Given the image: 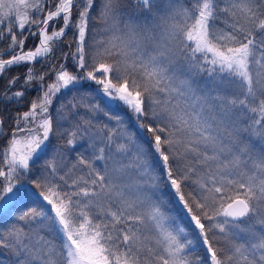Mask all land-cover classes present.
I'll use <instances>...</instances> for the list:
<instances>
[{"label":"snow or ice","instance_id":"obj_1","mask_svg":"<svg viewBox=\"0 0 264 264\" xmlns=\"http://www.w3.org/2000/svg\"><path fill=\"white\" fill-rule=\"evenodd\" d=\"M0 26V264H264V0H0Z\"/></svg>","mask_w":264,"mask_h":264},{"label":"trees","instance_id":"obj_2","mask_svg":"<svg viewBox=\"0 0 264 264\" xmlns=\"http://www.w3.org/2000/svg\"><path fill=\"white\" fill-rule=\"evenodd\" d=\"M31 15V12L30 14ZM7 23V22H6ZM2 27V26H0ZM34 44V40L32 39H29L27 44H26V47H31L32 45ZM67 49H65L66 51ZM15 71H18L20 72V74L23 76V69H17ZM4 87V81L3 80H0V89H2ZM85 88H95V85L94 84H85L84 85ZM34 91V90H33ZM33 91L28 93V95L25 97V104H24V108L26 109L27 106H28V101L31 99L32 95H33ZM63 94V95H62ZM58 98H57V101L60 100V99H65L69 94L68 93H62ZM57 101H54V104H53V108H55L56 106V102ZM8 108L10 110H5V105L0 103V115H2L4 117V120H5V126H10V123H11V115L13 113H15L16 111V108H15V105H9ZM245 140L247 141L251 151L253 153H257V152H261L262 149H264V143H262L258 138H255V137H247L245 136ZM56 141L53 139V143H55ZM3 141H0V144H2ZM86 141L79 144L78 147H77V150H81L83 149L85 146H86ZM75 159V156L74 155H70L69 156V160H74ZM0 257H4V254L3 252H0Z\"/></svg>","mask_w":264,"mask_h":264},{"label":"rangeland","instance_id":"obj_3","mask_svg":"<svg viewBox=\"0 0 264 264\" xmlns=\"http://www.w3.org/2000/svg\"><path fill=\"white\" fill-rule=\"evenodd\" d=\"M160 2L161 3H163L164 2V0H160ZM21 11H24V9H21ZM30 12H31V10H29V14H30ZM34 43H35V41H34ZM96 87V86H95ZM35 95V91H33V95H32V97ZM63 95V94H62ZM32 97H31V99H32ZM30 99V100H31ZM29 100V101H30ZM261 152H264V149H262V151ZM257 230H259V226L257 225ZM4 257H0V259H3Z\"/></svg>","mask_w":264,"mask_h":264}]
</instances>
